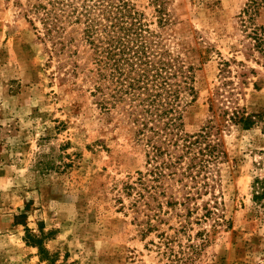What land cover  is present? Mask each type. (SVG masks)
<instances>
[{"label":"rangeland","instance_id":"1","mask_svg":"<svg viewBox=\"0 0 264 264\" xmlns=\"http://www.w3.org/2000/svg\"><path fill=\"white\" fill-rule=\"evenodd\" d=\"M132 1L158 28L153 2ZM245 2L166 1L170 20L161 31L197 67L186 131L214 119L228 154L216 187L224 219L192 217L178 231L184 216L177 213L185 210L165 205L172 213L143 236L122 186L146 171L144 146L124 113L97 104L88 47L73 46L72 58L51 54L20 9L0 0V264H48L33 234L56 264H264V197L255 198L264 177V116L243 129L224 114L264 112V67L247 59L240 41ZM49 162L60 168L42 171ZM200 230L208 233L204 244ZM163 231L173 238L166 255L154 244Z\"/></svg>","mask_w":264,"mask_h":264},{"label":"trees","instance_id":"2","mask_svg":"<svg viewBox=\"0 0 264 264\" xmlns=\"http://www.w3.org/2000/svg\"><path fill=\"white\" fill-rule=\"evenodd\" d=\"M5 1L20 9L37 37L50 45L51 54L72 58L78 53L73 46H87L91 64L87 76L92 80L97 104L105 112L121 111L135 127L144 146L147 169L124 181L122 190L131 198L129 208L135 213L142 235L157 230L163 216L176 209L185 210L177 213L184 216L178 231L187 230L193 221L214 219L220 224L224 219L219 212L223 201L216 187L221 179V164L228 154L214 119L198 132L186 131L185 113L197 97V67L185 51L175 50L161 31L170 20L167 0H151L158 28L132 0ZM238 24L247 59L264 67V0H246ZM222 64L228 66L229 61ZM210 104L213 111V97ZM224 114L228 124L243 129L264 116L263 111L249 113L238 107L232 113L225 109ZM40 166L42 171L60 168L52 162ZM256 184L261 191L255 198L264 197V177H257ZM165 205L170 209L165 210ZM197 233L203 244L208 241L205 230ZM30 236L41 257L48 264H56V255L41 244L38 236ZM157 236L159 241L154 244L166 255L173 238L164 231ZM201 246L189 245L195 250ZM172 264L179 263L173 259Z\"/></svg>","mask_w":264,"mask_h":264}]
</instances>
